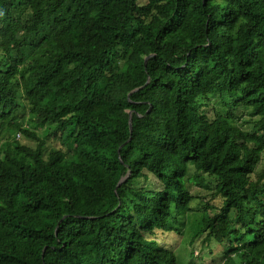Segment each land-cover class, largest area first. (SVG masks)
Returning <instances> with one entry per match:
<instances>
[{
    "label": "trees",
    "instance_id": "16d2710c",
    "mask_svg": "<svg viewBox=\"0 0 264 264\" xmlns=\"http://www.w3.org/2000/svg\"><path fill=\"white\" fill-rule=\"evenodd\" d=\"M201 191L264 264V0H0V264H179Z\"/></svg>",
    "mask_w": 264,
    "mask_h": 264
},
{
    "label": "rangeland",
    "instance_id": "374dc122",
    "mask_svg": "<svg viewBox=\"0 0 264 264\" xmlns=\"http://www.w3.org/2000/svg\"><path fill=\"white\" fill-rule=\"evenodd\" d=\"M139 54L145 61L152 55V53L142 52H140ZM113 80L115 82V85L124 91L127 98L136 95L142 90V87L140 86H126L118 78H114ZM212 101L216 104V107L219 110L224 109L221 101H218L217 98H213ZM239 115H241L238 120L239 125L247 128V126L249 125L244 124L243 119L248 118L249 115L241 113ZM14 137L22 141H24L25 139L18 131H15ZM125 175L126 173L123 176ZM201 194L204 198H196L193 202V206L198 211H192L189 213L188 218H184L183 226L179 227L181 232L165 233L157 237L161 241V244H164L176 253L179 264H222V260L225 257L224 253L226 254V250L228 249L227 244L222 245L215 242L209 243V246L202 245L201 237H197L195 241H192L193 234L195 232V227L193 226V224L195 223V220L197 219L203 208L202 201H204V199L206 200L208 192L201 191ZM191 241L193 243H191Z\"/></svg>",
    "mask_w": 264,
    "mask_h": 264
},
{
    "label": "water",
    "instance_id": "95a60500",
    "mask_svg": "<svg viewBox=\"0 0 264 264\" xmlns=\"http://www.w3.org/2000/svg\"><path fill=\"white\" fill-rule=\"evenodd\" d=\"M145 85L147 86V85H148V82H146ZM129 125H130V129H132L131 112H130V117H129ZM126 178H127V174H126L125 176H123V177L119 180L118 184H120L121 182H123Z\"/></svg>",
    "mask_w": 264,
    "mask_h": 264
}]
</instances>
